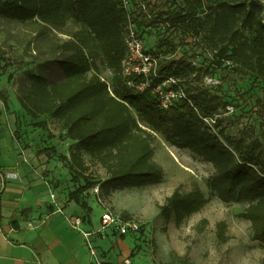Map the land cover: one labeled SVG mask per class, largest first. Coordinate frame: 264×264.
Wrapping results in <instances>:
<instances>
[{
    "label": "trees",
    "instance_id": "1",
    "mask_svg": "<svg viewBox=\"0 0 264 264\" xmlns=\"http://www.w3.org/2000/svg\"><path fill=\"white\" fill-rule=\"evenodd\" d=\"M183 9L186 15L176 14L169 21L194 17L196 36L205 33L201 39L220 65L231 61L237 73L264 80V0H185ZM138 15L144 17V12ZM0 17L22 23L38 21L60 29L72 23L84 29L111 71V77L105 80L98 74L88 77L82 68L57 85L35 75L29 88L17 90L19 107L33 121V127L47 131L49 119L57 126L58 139L73 142L68 156L58 153L53 145L37 154L55 157L67 166L72 186L67 199L86 212L83 221L88 222L91 213L86 198H94L92 190L96 186L100 197L108 200L116 192L162 182L164 170L155 160L154 146L159 134L169 146L189 150L212 165L214 172L206 181L211 195L225 204L249 203L243 217L250 223L252 240L264 246V150L225 137L222 130L216 134L203 121L218 115L221 100L206 88L191 86V77L198 70L186 56L160 64L161 78L144 92L127 85L129 81L140 83L142 78H127L123 73L127 54L124 32L129 17L123 0H0ZM163 43L174 48L173 43ZM165 77L179 79L187 94V99L168 110L152 93ZM0 97L8 106L7 97L1 93ZM214 127L220 128L219 119ZM55 137L51 134V139ZM87 157L104 169L105 179L91 175ZM208 203L209 198L194 185L188 192L176 189L158 209L167 223L173 221L180 226ZM207 223H199L200 232ZM216 235L220 244L229 241L224 221L216 224Z\"/></svg>",
    "mask_w": 264,
    "mask_h": 264
},
{
    "label": "rangeland",
    "instance_id": "2",
    "mask_svg": "<svg viewBox=\"0 0 264 264\" xmlns=\"http://www.w3.org/2000/svg\"><path fill=\"white\" fill-rule=\"evenodd\" d=\"M138 1L146 6L144 17H136L137 22L142 21V25H138L139 32L147 48L157 53L160 64L186 56L198 70L191 77V86L206 88L221 100L220 128L213 127L212 131L219 134L222 130L225 137L240 139L264 150V80L255 81L251 75L237 73L231 61L220 65L205 39H201L205 33L196 36L194 17L179 19L176 23L169 21L176 14L186 15L185 0ZM137 8L138 5H134V10ZM163 41L173 43L174 48ZM82 68L88 77L95 74L105 80L111 77L97 46L84 29L72 23L60 29L44 26L38 21L22 23L0 17V93L8 99V106H5L0 97L4 119L0 122L6 128L1 136L4 137L2 145L7 165L20 170L23 162L39 165L37 151L51 145V134L58 135L57 126L49 119L42 118L49 123L47 131L31 125L33 121L17 102L18 88H29L35 75H41L50 85H57ZM12 139L19 141V148ZM154 146L155 160L164 170L162 182L140 190L118 192L112 199L103 200L108 209L123 215L125 221L140 225L139 232L130 231L125 236H119L111 229L102 232L104 208L98 207L92 215V223L84 221L85 229L98 233L91 238L96 250L112 264H122L125 259L131 264H264V246L252 240L250 223L243 217L249 203L225 204L211 195L206 181L214 169L189 150L169 146L159 134ZM85 162L95 179L107 177L104 169L89 157ZM65 168L67 166L61 162H50L44 169L40 175L44 183L36 184L34 188L41 204L54 200L51 184L64 186L68 183L69 170ZM35 180L34 175L29 176V181ZM194 185L202 189L209 203L180 226L173 221L167 223L158 206L163 205L176 189L188 192ZM86 199L88 204H98L95 197ZM108 204H117L125 210L115 211ZM202 220L208 223L200 232L198 226ZM222 221L227 224L229 241L226 244H220L216 235V224Z\"/></svg>",
    "mask_w": 264,
    "mask_h": 264
},
{
    "label": "crops",
    "instance_id": "3",
    "mask_svg": "<svg viewBox=\"0 0 264 264\" xmlns=\"http://www.w3.org/2000/svg\"><path fill=\"white\" fill-rule=\"evenodd\" d=\"M0 104L2 106L1 101ZM1 114L2 108H0V120H4ZM5 129L1 121L0 264H91L86 239L82 232L74 229L71 225L75 218L80 217L82 219L80 228L88 232L84 228L86 223L83 221L86 212L79 205L68 202L67 199L68 188L71 186L70 175L68 174V183L64 186L51 184L54 200L47 204H41L39 195L34 188L37 186L36 184L44 183L40 179V175L44 173L47 165L50 162L59 164L60 162H57L55 157L49 161L45 155H36L39 165L36 162H23L22 170L10 167L6 163L2 145L4 137L1 136V133ZM53 134L56 137L51 139V145L56 147L58 153L68 156L69 148L73 142L59 141L57 134ZM12 140L19 148V141ZM30 175L36 177L35 182L29 181ZM51 177L55 180L52 172ZM105 205L107 206V204ZM88 206L91 208L88 223L91 224L92 215L101 206L99 204H88ZM108 206L114 208L115 211L125 210L118 207L117 204H108Z\"/></svg>",
    "mask_w": 264,
    "mask_h": 264
},
{
    "label": "built area",
    "instance_id": "4",
    "mask_svg": "<svg viewBox=\"0 0 264 264\" xmlns=\"http://www.w3.org/2000/svg\"><path fill=\"white\" fill-rule=\"evenodd\" d=\"M124 7L129 12L128 23L125 26L124 42L127 49L126 57L123 61V73L124 76L130 78L133 75L140 76L142 81L135 83L129 81L127 85L136 90L137 92H144L151 87L154 80L159 79L158 67L160 66V58L157 56L155 50L147 48L144 37L139 32L137 16L141 11L146 13V6L144 3L138 0H123ZM134 5H138V8L134 10ZM137 14V15H136ZM141 22V21H140ZM180 80L174 77H165L161 84L156 86L152 93L159 99L161 107L165 110L172 108L176 103L187 99L186 90L179 85ZM218 115L209 118H203V121L211 128L214 127ZM92 194L96 199V202L104 208L101 215L102 232L111 229L119 236H125L128 232H139L140 225L133 221H125L121 215L114 213L103 204V199L100 197L99 187L96 186L92 190ZM54 198V195H52ZM71 225L74 229L82 232V235L86 239L89 254L91 258V264H112L108 261L104 254H100L92 244V237L98 233L86 232L80 228L82 225V219L80 217L75 218ZM122 264H131L129 259L123 260Z\"/></svg>",
    "mask_w": 264,
    "mask_h": 264
}]
</instances>
